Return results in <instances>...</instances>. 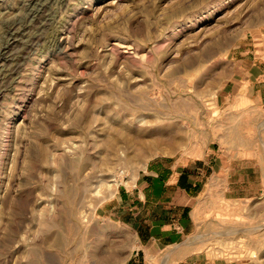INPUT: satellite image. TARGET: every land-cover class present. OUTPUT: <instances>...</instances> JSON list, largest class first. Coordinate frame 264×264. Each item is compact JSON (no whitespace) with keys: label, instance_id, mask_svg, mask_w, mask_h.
<instances>
[{"label":"rangeland","instance_id":"rangeland-1","mask_svg":"<svg viewBox=\"0 0 264 264\" xmlns=\"http://www.w3.org/2000/svg\"><path fill=\"white\" fill-rule=\"evenodd\" d=\"M26 1L0 0V58L17 57L0 62V264H127L130 200L201 157L232 175L209 180L161 255L264 264V113L225 99L264 0H36L37 18ZM14 17L29 29L5 54Z\"/></svg>","mask_w":264,"mask_h":264},{"label":"crops","instance_id":"crops-1","mask_svg":"<svg viewBox=\"0 0 264 264\" xmlns=\"http://www.w3.org/2000/svg\"><path fill=\"white\" fill-rule=\"evenodd\" d=\"M246 45L250 50L242 53V59L232 58L235 72L228 83L232 90L226 92L225 99L233 111L244 104L249 108L247 111L260 114L264 113V35L258 47L253 43ZM249 157L241 159L249 160ZM206 161L204 157L185 160L172 164L167 170L153 171L146 178L148 183L142 195L130 200L129 208L117 221L134 236L127 264H202L185 244L165 257L162 251L184 243L189 236L191 203L212 186L209 180L223 172L232 175L227 174L228 169L212 165L215 161L212 158L211 162Z\"/></svg>","mask_w":264,"mask_h":264},{"label":"bare ground","instance_id":"bare-ground-1","mask_svg":"<svg viewBox=\"0 0 264 264\" xmlns=\"http://www.w3.org/2000/svg\"><path fill=\"white\" fill-rule=\"evenodd\" d=\"M45 1V0H44ZM24 2H25V0H24ZM36 0H27L26 1V4L29 6V8L30 7H32L33 9H31L29 12L28 11H26V9H27V7L24 9L26 12H28V14H27V16L28 17H30V18H37V12L35 11L36 9H35V7H37L36 5ZM40 2V1H39ZM38 2V3H39ZM34 4H35V7H34ZM40 4V3H39ZM25 4H23V6H24ZM41 5V4H40ZM45 5V4H44ZM49 5V4H48ZM47 6V5H46ZM40 7V6H39ZM39 7H37V9L39 8ZM42 7V6H41ZM23 8V7H22ZM43 8V7H42ZM44 9H45V7H44ZM40 10H41V8H40ZM48 10V9H47ZM24 11V12H25ZM22 12H23V9H22ZM39 12V11H38ZM41 12H44V11H41ZM47 13V12H46ZM25 15H26V13H24ZM23 14V15H24ZM44 14V13H43ZM49 14V13H48ZM47 15V14H46ZM22 16V15H21ZM50 16H51V14H50ZM17 17V16H16ZM19 17V16H18ZM39 17L40 18H43L44 19V21H46V18L48 17H44V15H43V17H42V15L40 14L39 15ZM53 17V16H52ZM15 18V17H14ZM13 18V19H14ZM13 19L11 20V24H8L6 27V29H7V41H6V46H4V53L5 54H8L9 52H10V49H12V47H14V46H16L17 44H18V40H20L19 42H21V40H22V38H23V36L25 35V32L27 31V29H29L27 26L29 25H27L26 24V21H27V23H28V20H27V17L26 18H21V19H16L15 18V20L13 21ZM32 20V19H31ZM13 21V22H12ZM32 23V22H31ZM26 24V25H25ZM30 27V26H29ZM5 34V33H4ZM28 34H29V32H28ZM30 35V34H29ZM26 36H28V35H26ZM4 37H5V35H4ZM37 36H28L27 38H28V40H29V42L31 41H34V39L36 38ZM24 39V38H23ZM28 42V43H29ZM25 44V43H24ZM30 45V44H29ZM2 53V52H1ZM4 55V54H3ZM3 55H2V58H0V62H1V60L2 61H4V62H7L6 63V65H5V69L3 70V72H5V71H7L8 70V67L10 66V65H13V64H15V63H17V57L16 56H12V55H6L5 57H3ZM16 65V64H15ZM14 65V66H15ZM11 67V66H10ZM6 68H7V70H6ZM11 69V68H10ZM9 71V70H8ZM6 73V72H5ZM10 73V72H9ZM8 73V74H9Z\"/></svg>","mask_w":264,"mask_h":264}]
</instances>
